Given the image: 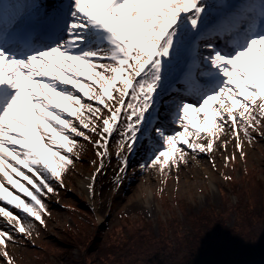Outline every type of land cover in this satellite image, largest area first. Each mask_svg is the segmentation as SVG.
<instances>
[{
  "label": "snow or ice",
  "instance_id": "obj_1",
  "mask_svg": "<svg viewBox=\"0 0 264 264\" xmlns=\"http://www.w3.org/2000/svg\"><path fill=\"white\" fill-rule=\"evenodd\" d=\"M9 3L0 10L5 264H13L14 234L45 224V198L65 187L81 141L97 157L91 198L113 149L119 188L134 157L142 169L179 172L189 155L214 150L217 128L232 134L242 158L245 140L264 135V0Z\"/></svg>",
  "mask_w": 264,
  "mask_h": 264
},
{
  "label": "rangeland",
  "instance_id": "obj_2",
  "mask_svg": "<svg viewBox=\"0 0 264 264\" xmlns=\"http://www.w3.org/2000/svg\"><path fill=\"white\" fill-rule=\"evenodd\" d=\"M260 132L264 133V127L260 129ZM215 135L214 150L211 153H205L204 157L209 166V177L203 179V174L191 172L183 162H181L179 172L173 168L171 173L168 169L161 173L158 166L154 169L156 175L152 185H140L142 192L137 194L138 202L133 205L126 203L123 196L118 194L111 196L110 188L103 190L102 186L96 187V195L91 198L87 193L78 189L75 182L78 179L90 177L94 171L93 161L97 160L92 145L81 141L86 145V148L80 153L79 159L71 167V170L64 176L65 187L58 188L57 193L50 194L45 198V205L49 213L43 217L45 224L41 226L35 222L31 236L14 234L15 243L8 244L7 248L9 255L13 258V264H45L48 260L53 264L58 262L74 264L75 260L82 256V248L73 245L69 249L68 255L58 256L59 260L52 252L58 251L59 248L62 249L60 236L66 229L76 227L81 218L87 221L86 230L89 234L96 233L100 236L103 229L105 232L109 229L113 233L118 232L119 235L124 227V221L121 218H125L135 221L136 225H148L154 236L157 237L161 229L160 222L163 220L177 214L183 216L185 211L194 214L210 209V207H223L226 198H228L232 181L241 185L248 171L264 177V135L253 133V141L248 143L246 140L244 149L247 153L246 158L240 157L236 152L237 141L233 139L232 134L227 136L226 133H221L218 128ZM96 138L95 135L92 136L93 140ZM241 138L244 139L242 133ZM196 142L206 141L201 139ZM225 142H227L226 151L224 150ZM234 154L235 158L228 161V158L233 157ZM189 158L190 156L187 159ZM112 161L114 165L119 166L116 157ZM135 169L138 171L140 167L137 166ZM75 171H79V176ZM128 174L135 178L134 172ZM113 175L112 171L102 182L110 186L116 185V178L114 184L110 182ZM225 176L230 179L225 180ZM128 184L129 181L125 180L123 186H128ZM232 199L235 197L232 196ZM11 210L16 211L15 209ZM100 217L102 221H100ZM234 220L235 216L232 215L230 224ZM0 227H4V225L0 224ZM2 249L3 246L0 245V250ZM0 264H5L2 256H0Z\"/></svg>",
  "mask_w": 264,
  "mask_h": 264
},
{
  "label": "trees",
  "instance_id": "obj_3",
  "mask_svg": "<svg viewBox=\"0 0 264 264\" xmlns=\"http://www.w3.org/2000/svg\"><path fill=\"white\" fill-rule=\"evenodd\" d=\"M183 214L160 222L157 237L148 225L125 218L119 235L109 229L89 234L81 218L60 236L62 249L52 253L58 259L73 245L80 247L74 264H242L264 257V177L248 171L241 185L232 181L222 208Z\"/></svg>",
  "mask_w": 264,
  "mask_h": 264
},
{
  "label": "bare ground",
  "instance_id": "obj_4",
  "mask_svg": "<svg viewBox=\"0 0 264 264\" xmlns=\"http://www.w3.org/2000/svg\"><path fill=\"white\" fill-rule=\"evenodd\" d=\"M52 70L55 71V68H53ZM259 103H260V101H257V104H259ZM190 115L194 119L196 118V114L194 112L191 113ZM197 122H199V121H197ZM225 133H226L227 136L231 134V133L227 132V130H225ZM205 135H206L205 133L201 134L202 137L205 136ZM221 142H222V140H221ZM245 143H246V140H245ZM40 151L45 156L47 155L46 153L43 152L42 148H40ZM189 156H190V158L188 159V163L186 165H187L188 168H190L191 172L196 173V174H198V173L199 174H203L204 175V177H202L203 179H206L207 177H209L210 171H209V166L205 162V158H204L205 157V153L204 154H200L199 158H194L192 155H189ZM114 157H115V154H114V149H113L112 159ZM112 159H111L110 163H108L106 161L107 168L105 169V171L107 172V175L106 176H101L98 179V181H97V183L95 185L96 191H97L96 187L100 188L102 186L101 189H103V190H107L108 188H110L111 196H113L115 194H118L120 196H123L125 198V202L128 203V204H132L133 205V204L137 203L138 199H137L136 196H137L138 193L142 192V190L140 188V185H142V184H148V186L152 185V182L154 181V177L156 175L154 169L145 170V169L140 168L138 171L134 172L135 178L133 177V175L131 176V175L128 174L127 178L125 179V180L129 181L128 186L124 185L122 187L117 188L116 185L110 186V185L104 184L102 182L103 180H106L104 178L107 177L113 171L114 175H113V178H111L110 182L112 184H114V179L118 175L117 168L119 166L118 165H114ZM141 159H142L141 157H134V159H133V167L134 166L137 167L139 165V163L141 162ZM75 172L79 176V171H75ZM89 178L90 177H86L84 179L81 178V179H78L75 182L77 184L78 189L80 191L84 192V193H87L88 195H89V193L87 191V184L90 182ZM99 184H101V185H99ZM132 185H134V186H132ZM96 191H95V195H96ZM230 198H231L232 204L235 205L237 203L236 197H235V199H232V196H230ZM100 221H102L101 217H100Z\"/></svg>",
  "mask_w": 264,
  "mask_h": 264
},
{
  "label": "water",
  "instance_id": "obj_5",
  "mask_svg": "<svg viewBox=\"0 0 264 264\" xmlns=\"http://www.w3.org/2000/svg\"><path fill=\"white\" fill-rule=\"evenodd\" d=\"M242 264H264V257L258 258V259H253V260L244 262Z\"/></svg>",
  "mask_w": 264,
  "mask_h": 264
}]
</instances>
